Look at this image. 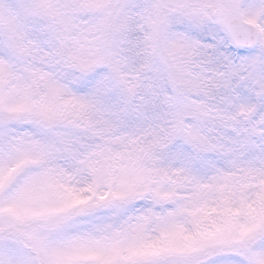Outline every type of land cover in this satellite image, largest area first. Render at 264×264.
Segmentation results:
<instances>
[{
	"label": "snow or ice",
	"instance_id": "obj_1",
	"mask_svg": "<svg viewBox=\"0 0 264 264\" xmlns=\"http://www.w3.org/2000/svg\"><path fill=\"white\" fill-rule=\"evenodd\" d=\"M0 264H264V0H0Z\"/></svg>",
	"mask_w": 264,
	"mask_h": 264
}]
</instances>
